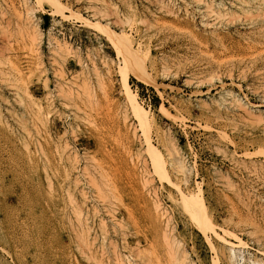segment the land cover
<instances>
[{"label":"rangeland","instance_id":"1","mask_svg":"<svg viewBox=\"0 0 264 264\" xmlns=\"http://www.w3.org/2000/svg\"><path fill=\"white\" fill-rule=\"evenodd\" d=\"M104 1L0 0V264H174V240L193 264H233L231 245L264 262V0ZM123 74L161 128L155 160Z\"/></svg>","mask_w":264,"mask_h":264},{"label":"bare ground","instance_id":"2","mask_svg":"<svg viewBox=\"0 0 264 264\" xmlns=\"http://www.w3.org/2000/svg\"><path fill=\"white\" fill-rule=\"evenodd\" d=\"M100 1H104V0H100ZM162 1V0H161ZM105 3V1L103 2ZM127 3V2H126ZM209 6V4H207ZM217 5V7H221V3H218V4H215ZM166 7V6H165ZM1 8V7H0ZM130 12H133L135 13L136 12V7L134 6V4H132L131 2L129 3L128 2V7ZM168 8V7H167ZM207 9V8H206ZM170 10V9H169ZM168 10V11H169ZM225 11V9H224ZM1 13H4L5 12L3 11V9L1 8L0 9V15ZM169 13H171V11H169ZM228 13V12H227ZM2 14V16L4 15ZM176 14V13H175ZM225 14V13H224ZM177 15V14H176ZM0 16V17H2ZM205 25H208L207 23H204ZM110 31V33L112 32V29H108ZM112 34V33H111ZM41 43H42V34H41V31L40 29L38 28V24L37 23H33V25H31V28L29 29V33H28V39H27V44L30 46L31 50L35 53L36 57H37V65L38 67H42L43 66V52L41 50ZM142 44V43H141ZM137 45H139L137 47V49L141 52V50L143 48H141V45L137 43ZM146 51V50H145ZM62 52L64 53V56L68 55L70 52V46L66 45V47L62 48ZM59 54V53H58ZM62 55V54H61ZM144 56L145 57H148L149 59L152 58V55H151V52L150 50L148 49L146 52H144ZM43 70V68H42ZM41 70V71H42ZM123 70H124V67H123ZM146 70V69H145ZM44 72V70L42 71ZM46 76V75H45ZM139 79L141 81H146V77L144 75H139ZM48 81L49 79L46 78L44 80V86L46 89L48 90H51L50 87H49V84H48ZM122 85H123V89H124V93H125V99L127 101V103L129 104V106L134 110L135 114H136V118H137V121H138V125L139 127L142 129L143 133H144V136H145V142H146V145H147V149L152 157V160H155V157L158 156V152L155 151V146L154 144L152 143V137H151V130L155 127L156 130H157V133L159 134L161 132V128L158 127V124H157V121L155 119V116L153 115V113L147 109L138 99V95L136 94V92L132 89V86L129 82V77L127 74H123V77H122ZM155 85V84H154ZM32 99V97H30ZM34 101V100H33ZM228 101V100H227ZM226 101V102H227ZM233 101L236 105L240 104L241 100H239L235 95H233ZM225 102V101H224ZM223 102V103H224ZM232 102V101H231ZM230 102V103H231ZM243 104V103H242ZM246 104V103H245ZM244 104V105H245ZM230 105V104H229ZM243 105V106H244ZM39 106V105H38ZM36 107V106H35ZM220 107V105H219ZM238 107V106H237ZM240 107V106H239ZM39 112L41 111V107L39 106ZM236 108V107H235ZM244 109V107H243ZM164 110V113H166L165 109ZM250 111V110H249ZM248 111V112H249ZM250 113V112H249ZM44 115V114H43ZM65 145H68V144H65ZM65 147V146H64ZM166 147V146H165ZM28 148V147H26ZM66 149V147H65ZM182 154L179 153L178 149H176L175 145L172 144V166L175 167L177 170H180L181 173L184 174L185 177H187L188 175V169L186 168L185 166V160L184 158L181 156ZM69 157V156H68ZM70 159V158H69ZM71 163H73L71 161ZM180 195H182V198L185 200L186 202V205L188 204V206L193 210L194 214L197 216V218H200L201 220V223L204 226H206L207 230L208 231H211V233L216 236L217 238H219V240H222L224 241V237L219 233V229L216 225V223L212 220L211 216L209 215L208 213V207L206 206V203H205V200H204V197L201 195V193L197 192V193H192V194H189V195H186L184 192H182L180 189H178ZM71 196V195H70ZM71 199V198H70ZM74 200V199H73ZM72 200V201H73ZM71 202V201H70ZM156 208V211L158 210L159 213L158 214H162L164 215V209L161 207V204L159 203L158 200L154 199V204H153ZM76 207V206H75ZM79 207V206H78ZM77 209V208H76ZM79 210V209H78ZM236 213V212H235ZM85 217V216H84ZM83 217V212L79 213V216H78V223L82 222L84 223V227L85 229L81 231L82 233V238L84 239V243L87 244V245H93L94 243H92V239H91V235H90V228L88 227V223H86L88 221V217L86 216L85 218ZM241 218V217H240ZM70 219V218H69ZM229 220V219H228ZM81 224V223H80ZM239 224V223H238ZM255 224V223H254ZM86 225V226H85ZM258 226V225H257ZM73 227V226H72ZM259 227V226H258ZM205 228V227H204ZM203 228V230H204ZM205 228V230H206ZM83 229V228H82ZM165 229V228H164ZM224 230V229H222ZM167 231V230H165ZM163 232V231H162ZM172 232V231H171ZM170 232V233H171ZM233 231H231L232 233ZM166 233V232H165ZM225 235H230L232 236L231 234L227 233V232H224ZM234 234V233H233ZM206 235V234H205ZM238 235V234H237ZM166 236V235H165ZM208 236V235H207ZM167 237V236H166ZM234 237V240H235V243L237 242L239 245L241 246H244L242 245L243 244V240L241 238H239L238 236H233ZM232 237V238H233ZM83 239H81L83 241ZM167 239V238H166ZM176 239V238H175ZM209 239V238H208ZM211 240V239H210ZM111 242V241H110ZM221 242V241H220ZM226 243V242H224ZM227 243H230L228 240H227ZM226 243V244H227ZM137 244V243H136ZM167 244H170L167 242ZM171 244L173 245V250H172V253H173V256L174 258H170V259H173L174 260V264H193V262H190L189 261V256H188V253L185 252V251H182V252H179L180 250V242L179 241H172ZM170 244V245H171ZM222 244V243H221ZM213 245V244H212ZM224 245V244H223ZM117 247V246H116ZM230 247V246H229ZM247 247V246H246ZM170 248V247H169ZM172 248V247H171ZM234 246L231 245V250H229L231 252L230 254V260L232 261L233 264H236L237 263V258H236V255H235V251L233 250ZM114 249L116 250V248L114 247ZM113 249V250H114ZM122 249V248H121ZM237 249V248H236ZM112 250V249H111ZM112 250V251H113ZM154 250V249H153ZM156 251V249H155ZM141 252V251H139ZM152 252V251H151ZM154 253V252H153ZM170 253V252H169ZM264 253V252H263ZM115 254V253H114ZM119 255V254H118ZM155 255V254H153ZM157 255V254H156ZM168 255V253H167ZM172 255V254H171ZM216 255V254H215ZM108 257V256H107ZM118 257V256H117ZM117 259V258H116ZM225 259V258H224ZM108 260V258H107ZM218 260V259H217ZM216 260V264H220L219 261ZM258 259H255L252 263L253 264H262L263 260L261 262L259 261H256ZM159 262V261H158ZM172 262V260L170 261ZM169 262V263H170ZM241 262V261H240ZM162 264V263H161ZM171 264V263H170ZM239 264V263H237ZM241 264V263H240ZM264 264V262H263Z\"/></svg>","mask_w":264,"mask_h":264}]
</instances>
